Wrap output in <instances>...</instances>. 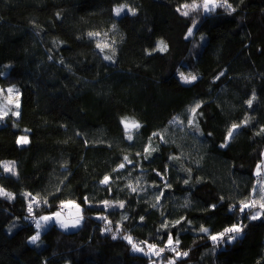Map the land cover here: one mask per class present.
I'll return each mask as SVG.
<instances>
[{
  "label": "trees",
  "instance_id": "1",
  "mask_svg": "<svg viewBox=\"0 0 264 264\" xmlns=\"http://www.w3.org/2000/svg\"><path fill=\"white\" fill-rule=\"evenodd\" d=\"M217 1L0 0V264H264V0Z\"/></svg>",
  "mask_w": 264,
  "mask_h": 264
},
{
  "label": "rangeland",
  "instance_id": "2",
  "mask_svg": "<svg viewBox=\"0 0 264 264\" xmlns=\"http://www.w3.org/2000/svg\"><path fill=\"white\" fill-rule=\"evenodd\" d=\"M216 3L217 4H221L217 0H216ZM203 4H204V0H202V2L199 3V6L200 7L202 6V8H203ZM210 7H211V5H210ZM117 8H123L124 11H125V9L127 7L124 6V5H122V6H117ZM124 11H122L119 15H121ZM206 12H208V11H206ZM17 104L19 105L18 108H20V97H19V101H18V96H17V94L15 92H13V91L11 93L4 92L0 88V116L6 115L9 112V108H10V110L12 108H14V111L13 112L14 113H17ZM21 137H26L27 140L29 141V138H28L27 134H21L19 136V138H18V143H19V140H20ZM27 143H23V144L22 143H19V144L26 145ZM261 165H262L261 166V169H260L261 172H259V174L262 175V177H261L262 179H261L260 182H261L262 187H263V190H264V160H263V162H262ZM259 201L260 202H257V201H253V202L255 203L256 206L257 205L260 206L264 202V199H260ZM261 201H263V202H261ZM64 207H67V209H68L67 212H64V210H63ZM57 214H59V216H57ZM41 217H51V219L45 222V221H42L40 219ZM38 220L42 224V227L41 228H37L38 229V232H39V236H40L41 232H43L46 228H48L53 223H56L60 228H62L64 230H74V229H77V228H79L81 226L83 218H82V215H81V207H80V205L78 203L74 202V201H66V202L62 203L60 210H57V211H54V212H51V213L40 214L36 218V222ZM77 221H79V223H76ZM62 223L68 224L69 226L67 228L62 227L61 226ZM35 226H36V223H35ZM131 240H132V238H131ZM136 248H134V250ZM173 248L176 249V252H178V253L180 252L176 247H173ZM135 252H138V251L135 250ZM145 254H147L148 256H152L151 253H145ZM172 262H173L172 259H169L165 263H163V262H157V261H152L151 264H172Z\"/></svg>",
  "mask_w": 264,
  "mask_h": 264
},
{
  "label": "snow or ice",
  "instance_id": "3",
  "mask_svg": "<svg viewBox=\"0 0 264 264\" xmlns=\"http://www.w3.org/2000/svg\"><path fill=\"white\" fill-rule=\"evenodd\" d=\"M210 5H211V7H210ZM218 6H224V5H222V4H217V3H216V0H204L203 8H204L205 11H212L215 7H218ZM185 7H189V6H188V5H185ZM191 7L195 8V7H200V6H199V5H193V6H191ZM122 11H124L123 8H117V9H116V14L119 15ZM183 14H184V15H188V12L185 11ZM89 35H99V34H98V33H96V34H92V33H90ZM189 35H192V32H191V31H189ZM161 44H163V42H161ZM97 47H102V46L98 44ZM103 47H107V45H103ZM160 50H161V51H165V50H166V47L162 46V47L160 48ZM106 59H111V57H106ZM181 78H182L185 82H189V83H190L191 81H194V80L196 79L195 76H191V77H189V76H184L183 73H181ZM8 91H9V93H11V92H12V89H9ZM248 103L251 104V101H249ZM18 107H19V105L17 104V108H18ZM197 107H199V105H197ZM195 111H196L195 108L192 109V112H193V113H195ZM15 114H16V115H19L18 112L15 113ZM124 124H125V128L128 129L129 132H130V130H131L132 128H139V127H140V125H139L138 123H136V122H128V121H125ZM236 127H237V126L234 125V126H233V129H235ZM231 135H232V133L229 132V133H228L229 138L231 137ZM128 138H129V139L132 138V137H131V134H129V137H128ZM27 142H28V140H27L26 137H21L20 140H19V143H22V144H23V143H27ZM125 159H127V158H125ZM123 166H124V165H121V167H123ZM6 167H7V166H6ZM9 170L11 171L12 169H9ZM103 183H108V178H107V177H105ZM133 190H135V189H133ZM0 195H7V196H10L11 194L6 193V192H3L2 190H0ZM261 199H264V197H261ZM106 203H107V202H106ZM122 206H123V205H121V207H122ZM251 207H255V203H253V204H247V203H245V204L243 205V207L240 209V211H243L245 208H251ZM260 207H261V208H264V203H262V204L260 205ZM31 210H32V209H31V206H29V211H31ZM57 216H59V214H57ZM251 218H252V219H257V218H258V214H257V215H253ZM40 219H41L42 221H45V222H46V221L50 220L51 217H41ZM76 223H79V221H77ZM177 223H179V221H177ZM61 226L67 228L69 225H68V224H65V223H62ZM36 227H37V228H41V227H42V224H41V222H40L39 220L36 222ZM201 231L207 232L208 229H206V228H202ZM241 231H242V228H241L239 225H234V226H232L231 228L226 229L225 232L220 233L219 235H213V236H211V239H212L214 242H217V243H218V242L224 240L226 234H228V233H239V232H241ZM235 238H236L235 235H229V236H228V239H229V240H232V239H235ZM125 239L129 240V242L131 243V237H125ZM38 240H39V232H37L36 235H34V236L31 237V241H32V243H36ZM172 243H173V241L171 240V238H169V240H168V244H169V245H172ZM149 248L154 249L155 246H154V245H149ZM135 250H137V251H143L142 248H136ZM171 250H172V251H176L175 248H172ZM160 251H163V249H161ZM156 254L159 255V252H157ZM178 255H179V253H178ZM184 255H187V253H184Z\"/></svg>",
  "mask_w": 264,
  "mask_h": 264
},
{
  "label": "built area",
  "instance_id": "4",
  "mask_svg": "<svg viewBox=\"0 0 264 264\" xmlns=\"http://www.w3.org/2000/svg\"><path fill=\"white\" fill-rule=\"evenodd\" d=\"M63 210H64V212L68 211L67 207H64ZM223 232H225V231H223ZM149 245H154L155 248L154 249L149 248ZM137 248H142L143 251H141V252H143V253H152L154 255H157L156 253L159 252V255H157V256H163V255L168 254L171 251L170 249L173 248V246H171V245H159L157 243L150 242V241H140L137 244ZM161 249H163V251H160Z\"/></svg>",
  "mask_w": 264,
  "mask_h": 264
},
{
  "label": "bare ground",
  "instance_id": "5",
  "mask_svg": "<svg viewBox=\"0 0 264 264\" xmlns=\"http://www.w3.org/2000/svg\"><path fill=\"white\" fill-rule=\"evenodd\" d=\"M160 257H162V256H160Z\"/></svg>",
  "mask_w": 264,
  "mask_h": 264
}]
</instances>
